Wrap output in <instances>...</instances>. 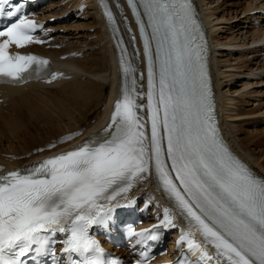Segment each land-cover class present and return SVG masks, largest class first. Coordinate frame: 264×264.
I'll use <instances>...</instances> for the list:
<instances>
[{"label":"snow or ice","instance_id":"snow-or-ice-1","mask_svg":"<svg viewBox=\"0 0 264 264\" xmlns=\"http://www.w3.org/2000/svg\"><path fill=\"white\" fill-rule=\"evenodd\" d=\"M126 4L139 37L117 2L128 42L123 35L116 41L120 95L107 125L70 150L0 175V264H44L38 257L48 256L51 264H121L90 230L115 223L116 210L135 203L130 194L144 181H154L171 207L150 229L127 227L141 249L137 264H150L153 244L177 226V216L184 227L175 264H264V177L219 133L207 40L192 0ZM100 6L115 39L116 17L105 0ZM20 9L0 0V16L15 20L0 28V83H51L62 73L51 72L49 61L9 52L44 42L34 35L42 25L17 18ZM141 57L146 94L144 71L138 80L133 63Z\"/></svg>","mask_w":264,"mask_h":264},{"label":"bare ground","instance_id":"bare-ground-1","mask_svg":"<svg viewBox=\"0 0 264 264\" xmlns=\"http://www.w3.org/2000/svg\"><path fill=\"white\" fill-rule=\"evenodd\" d=\"M197 1L204 15L206 24H208V37L212 46V65L213 71L215 72L212 79L214 81L218 106L222 112L220 118H222L227 138H229L232 147L238 152L244 163L250 169L254 170L257 176L264 177V159L260 158L261 155H258L257 153L254 154L251 149H248V146L244 144L242 140H237L238 138L235 135L236 125L234 123L232 125L228 120L229 116H236L237 118L244 116L245 113L248 112L236 111V113L229 114L230 112L228 113V111L231 110L230 105L233 100L232 96L228 95V90L221 91L222 84L226 83L224 79L230 77L233 73L227 72L226 70H221L220 72L221 67L214 56V52L224 41H220V38L216 36L215 29L213 28L212 30L210 26L212 13L207 12L206 9L203 8L213 1ZM258 1L254 0L245 2L243 8L244 12H248L251 9L263 8L264 4H260ZM117 2L118 0H105V3L109 6L116 17L115 27L119 28V32L116 34L115 39H113V33L109 30L107 19L100 6V0H88L90 9L94 12V23L98 24L100 27V29H96L97 31L95 32L96 40L89 46L95 43H102L103 41L101 46L99 45L100 48L97 51L98 53L94 54L92 52L94 54L92 56L93 61L87 63L86 61L91 57L87 58L86 55L85 57L87 59L85 57H69L62 61H57L56 64H58L57 67L60 70H67L71 73H68L71 76L69 79L61 78L48 86L35 83L26 88L20 87L7 94V101L4 109H6L7 113H11L9 115L7 113H0V137L6 140L9 149L1 150L2 146L0 144V171L11 170L38 156L53 152L55 153L57 148L66 149L75 144L77 138H79L78 143L74 145V147H76L80 142H84L93 135L100 133L97 130V127H99L101 122L107 116V111L109 107L112 106L116 96L120 94L116 41L120 39L121 35H123L125 43L127 44L128 42V33L126 32L124 23H121L123 19L116 7L112 6V3L117 4ZM64 12L61 9V13ZM52 14H54V11H52ZM131 27L134 29L132 24ZM104 40H106L105 43ZM108 40L110 44L107 42ZM228 41L231 43L227 44H235L238 45V47L243 45H256L255 47L259 44L264 45V26L263 28L254 30L248 38L247 36H243L242 39L238 41L234 36L230 37ZM83 48L80 49L77 45L72 46L70 43V46H68L67 50H64L63 53L71 51L79 52V50H83ZM130 49L131 46L129 45V53L131 54L132 52ZM260 50H262V48H260ZM133 63L138 67L137 79L139 80L140 72L143 71V67L139 65L138 59L133 58ZM244 66L249 67L247 63ZM261 68H264V65L261 66L260 69ZM224 74L225 76H222ZM248 74H254V72H249ZM257 75H263L264 77V73ZM262 81L263 79L261 82ZM103 82H107V91L105 93L102 91L104 88ZM244 86L247 88L248 85L245 84ZM45 88L49 89L48 93H44ZM258 109L260 110L261 108ZM263 111H261V113ZM25 113H28V115ZM251 113H253V111L249 112V114ZM2 116H4L3 119H1ZM8 134L10 135V139L7 138ZM67 137L71 138L67 139ZM62 138H65L63 140L65 142L61 143V145L54 148H47L43 151L37 150L31 155L29 153L33 148L38 147L43 143L46 144L48 140H51L56 144L61 141ZM2 139H0V143ZM15 139L17 140L13 144L12 141ZM19 142L24 143L23 145H26L24 146L25 148L18 149L19 146L17 144ZM145 189L153 194L158 191L154 181H144L134 188L131 193L137 195L139 191H144ZM158 192L160 193V196L157 197L156 203H168L165 196L162 194V191Z\"/></svg>","mask_w":264,"mask_h":264},{"label":"rangeland","instance_id":"rangeland-1","mask_svg":"<svg viewBox=\"0 0 264 264\" xmlns=\"http://www.w3.org/2000/svg\"><path fill=\"white\" fill-rule=\"evenodd\" d=\"M64 1L65 0H53L50 6L51 7L55 6L57 4L63 3ZM66 1L70 6L68 4L63 6L65 8V10L63 8V12L65 11L64 13H66V11H68L69 9L71 10V8H73L75 9V13L72 14V18H70L66 23V31H64V33L70 36L69 39L71 40L72 46L77 45V47H79L80 49L84 47L83 50H81L83 52V58L85 57V55L87 58L91 57L89 60L86 61L87 63H90L91 61H93L92 56L95 53L96 54L98 53L97 51L100 48L101 44L103 43L102 41V43H95L89 46L91 43H93L96 40L95 32L98 29H100V27L98 26V24L94 23L95 20L93 18L94 12L92 11V9H90L88 0H81V1L66 0ZM210 1L213 2L208 3L203 8H205L207 12L212 13L210 26L212 30L213 28L215 29L216 36L220 38V41L221 42L224 41L222 42L221 46H218V49L214 52V56L219 66L221 67L220 72L221 70H226L227 72L233 73V75H231L230 77H226L224 79L226 83H224L225 85L222 84L221 86L222 87L221 91L223 92L224 90H228V95L232 96L233 99L230 105L231 110L228 111V113L230 112L229 114H232V113H236V111L248 112L245 113L244 116L237 118L236 116H231L233 118L229 116L230 118L228 117V120L231 122L232 125L233 123L236 125L235 135L238 138L237 140L239 139L242 140L244 144L248 146V149H251L254 152V154L257 153L258 155H261L260 158L264 159V113H263L264 88L261 87L262 85L261 80L262 79L264 80V77L263 75L261 76L257 75L264 73V68L260 69V67L264 65V52L263 49L260 50V48H262L263 45L260 46L261 44H259L257 47H255L256 45L255 46L243 45L241 47H238V45L235 44L233 45L227 44V43H231L228 41L230 37L235 36L237 40L240 41V39H242L243 36H247L248 38L249 35L254 30L260 29V28L257 29L252 28L251 30H247L242 25V21L245 19L244 15L248 13V12H244L243 9L244 4L245 2H250L254 0H210ZM253 18L257 19L256 16L252 17V19ZM106 40H104V43ZM84 45L87 46L85 47ZM219 47L226 49L219 50L220 49ZM258 54L261 55L262 57L261 59L258 57ZM246 63L248 64L249 67L244 66ZM229 68H233V69H229ZM249 72L252 73L254 72V74H248ZM225 74L222 76H225ZM103 83H104V88L102 91L103 93H105L107 91V86H106L107 82L106 83L103 82ZM245 84L248 85L247 88H245L244 86ZM44 91H45L44 93H48L49 89L46 90L44 89ZM257 107L261 109L259 110ZM251 111H253V113L249 114V112ZM261 111L263 112L261 113ZM25 114L28 115V113ZM8 135L7 138L10 137V135L9 136ZM0 139L2 138L0 137ZM16 140L17 139L12 141L13 144L16 142ZM0 144L2 146L1 150L9 149L5 139H2ZM23 144L24 143L19 142L17 144L19 146L18 149L25 148L24 146L26 145Z\"/></svg>","mask_w":264,"mask_h":264}]
</instances>
